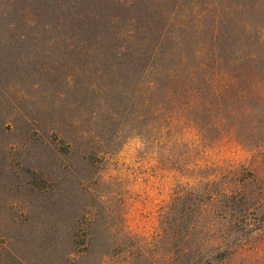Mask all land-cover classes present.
<instances>
[{
  "label": "rangeland",
  "instance_id": "1",
  "mask_svg": "<svg viewBox=\"0 0 264 264\" xmlns=\"http://www.w3.org/2000/svg\"><path fill=\"white\" fill-rule=\"evenodd\" d=\"M0 264H264V0H0Z\"/></svg>",
  "mask_w": 264,
  "mask_h": 264
}]
</instances>
